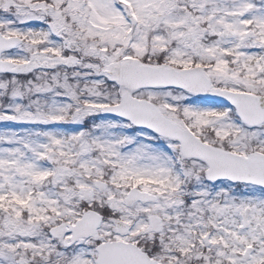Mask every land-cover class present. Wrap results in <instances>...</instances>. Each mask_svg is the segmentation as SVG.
Masks as SVG:
<instances>
[{"label": "snow or ice", "instance_id": "1", "mask_svg": "<svg viewBox=\"0 0 264 264\" xmlns=\"http://www.w3.org/2000/svg\"><path fill=\"white\" fill-rule=\"evenodd\" d=\"M0 264H264V0H0Z\"/></svg>", "mask_w": 264, "mask_h": 264}]
</instances>
